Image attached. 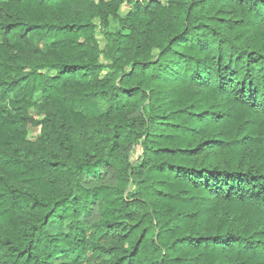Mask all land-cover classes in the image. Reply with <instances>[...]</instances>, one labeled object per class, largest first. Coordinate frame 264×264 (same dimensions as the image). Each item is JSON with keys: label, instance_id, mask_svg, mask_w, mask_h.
Wrapping results in <instances>:
<instances>
[{"label": "trees", "instance_id": "obj_1", "mask_svg": "<svg viewBox=\"0 0 264 264\" xmlns=\"http://www.w3.org/2000/svg\"><path fill=\"white\" fill-rule=\"evenodd\" d=\"M128 2L0 0V264H264V0Z\"/></svg>", "mask_w": 264, "mask_h": 264}, {"label": "rangeland", "instance_id": "obj_2", "mask_svg": "<svg viewBox=\"0 0 264 264\" xmlns=\"http://www.w3.org/2000/svg\"><path fill=\"white\" fill-rule=\"evenodd\" d=\"M96 1L98 2L99 0H96ZM105 1H110V0H105ZM125 1H126V3L120 8L119 13H118V16L120 18L125 17L127 15L128 11L132 9V5L128 2L130 0H125ZM155 1H157L158 3H160L162 5H166L169 0H155ZM181 1L190 2L192 0H181ZM95 24L98 27L97 32H96V38H97V41L99 43L101 50H103L106 46L105 33H107V32L116 33L120 30L118 20L110 19L109 28L106 30H103L101 28V21L99 19L95 20ZM102 63L107 64L108 62L105 61L104 59H102ZM31 115L34 116L36 119L41 120V116L39 114H37L36 111H31ZM29 132H30V134H29L30 139L35 140L40 135V128L39 127H30Z\"/></svg>", "mask_w": 264, "mask_h": 264}]
</instances>
